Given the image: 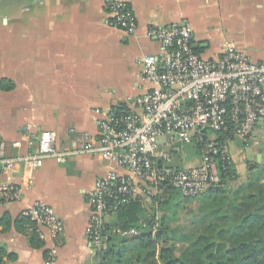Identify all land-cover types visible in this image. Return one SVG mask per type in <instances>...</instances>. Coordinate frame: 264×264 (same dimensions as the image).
I'll return each mask as SVG.
<instances>
[{"label":"crops","instance_id":"obj_1","mask_svg":"<svg viewBox=\"0 0 264 264\" xmlns=\"http://www.w3.org/2000/svg\"><path fill=\"white\" fill-rule=\"evenodd\" d=\"M123 1L139 23L134 35L112 24L109 0H0V154L38 149L37 140L23 137L28 123L55 131L61 144H71L77 133L99 141V121L106 112L132 109V102L149 90L139 59L160 53L159 42L147 34L152 25L189 23L192 46L205 59L234 45L252 60H264V0ZM16 141L20 147L13 145ZM160 144L172 151L178 168L197 165L178 139L169 143L162 136ZM112 168L126 173L94 152L64 162L45 159L37 169L16 164L0 170V186L10 183L21 191L18 200L0 199L3 264H46L52 247L57 250L53 264H100L99 254L109 243L97 248L88 235V199L96 181ZM40 202L52 206L62 221L57 238L47 227L18 222L24 209ZM104 219L121 231L115 214Z\"/></svg>","mask_w":264,"mask_h":264},{"label":"built area","instance_id":"obj_2","mask_svg":"<svg viewBox=\"0 0 264 264\" xmlns=\"http://www.w3.org/2000/svg\"><path fill=\"white\" fill-rule=\"evenodd\" d=\"M108 9L115 27L130 35L137 32V17L126 1L109 0ZM147 34L160 44L159 55L139 59L149 90L132 102V109L106 112L99 121V141L77 133L71 144H61L55 131L28 123L23 137L37 140L38 149L16 156L0 154L1 171L12 170L16 164L37 169L45 159L64 162L94 152L123 168L125 174L112 168L99 178L88 199L92 218L87 232L97 248L106 244L105 215L120 206L160 195L163 184L172 185L185 198L198 197L213 186L219 180L215 157L224 152L218 133L230 132L247 141L264 130V60H252L234 45L224 47L215 59H205L192 46L193 31L187 22L152 25ZM162 136L169 143L175 139L182 144L194 139L205 142L201 164L178 168L172 151L162 148ZM13 145L20 147L21 141ZM20 198L16 185L0 186V199ZM22 215L49 228L55 238L61 231L59 215L46 203H35ZM122 233L139 235L141 229ZM56 251L51 248L46 264L54 263Z\"/></svg>","mask_w":264,"mask_h":264},{"label":"trees","instance_id":"obj_3","mask_svg":"<svg viewBox=\"0 0 264 264\" xmlns=\"http://www.w3.org/2000/svg\"><path fill=\"white\" fill-rule=\"evenodd\" d=\"M218 135L222 141L235 138L230 132ZM192 143L203 147L205 142L194 139ZM215 158L219 180L202 195L185 198L172 185L163 184L161 196L152 197L151 203L146 199L133 200L111 212L115 214V225L121 231H114L105 223L104 236L109 246L100 252V264H264V199L261 197L254 207L248 203L250 198L262 193L260 190L247 194L243 201L231 198L222 211L219 206L206 212L192 211L193 214L199 213L191 223L195 229L192 247L183 254H175L176 239L187 233L167 223L172 217L167 210L171 209L174 214L186 201L195 198L207 201L222 193L219 185L227 182L226 178L234 172L222 154ZM147 207L153 208L151 213ZM211 215L216 216V221H207ZM20 218L19 223L32 225L35 229V222L22 214ZM142 223L146 224L145 228ZM131 228L141 229V233L128 237L120 233ZM186 237L190 238L192 234ZM33 239L42 246L37 233ZM0 264H3L1 255Z\"/></svg>","mask_w":264,"mask_h":264},{"label":"rangeland","instance_id":"obj_4","mask_svg":"<svg viewBox=\"0 0 264 264\" xmlns=\"http://www.w3.org/2000/svg\"><path fill=\"white\" fill-rule=\"evenodd\" d=\"M263 140L264 135L262 133H257L256 139L247 142L238 138L228 137L223 141L224 152L222 153V156L228 161V164H231L234 174H232L230 178H226L227 182L219 185L222 189V193L216 195L217 197L215 199L208 198L207 201L201 198L186 201L184 205L177 209L174 214L171 209L167 210V214L172 215L170 220L167 222L171 227L177 228L181 230L180 232L187 233V235L190 233L192 234V237L190 238L185 235L184 237H180V239H176V255L189 251V248L192 247V241L195 239L193 235L195 233V229L191 227V223L192 219L199 216V213L193 214L192 211L196 210L197 212H206L211 210L213 207L218 206L222 211V209L226 207V204H228V200L231 198L236 199L237 201H243V198L247 194L257 193L259 190L260 193L261 191L262 193L258 196L250 198L248 203L254 207L261 197L264 199V150L261 152L259 149V144ZM204 149L205 143L203 147L198 146V144L191 143L186 144L185 150L182 149V151L183 153L185 151L187 157H189V159L197 164L196 166H198L202 162ZM198 150H200V152ZM182 151L180 152L182 153ZM259 153H262L261 157L258 156ZM147 209L149 213H151L150 211L153 208L147 207ZM207 221H216V216L211 215Z\"/></svg>","mask_w":264,"mask_h":264},{"label":"water","instance_id":"obj_5","mask_svg":"<svg viewBox=\"0 0 264 264\" xmlns=\"http://www.w3.org/2000/svg\"><path fill=\"white\" fill-rule=\"evenodd\" d=\"M195 48V47H193ZM259 149L262 152L264 150V141H261L259 144ZM262 153H259L258 156L261 157Z\"/></svg>","mask_w":264,"mask_h":264}]
</instances>
